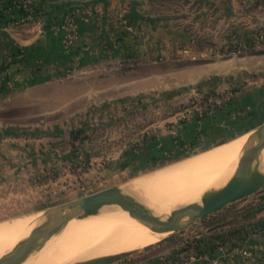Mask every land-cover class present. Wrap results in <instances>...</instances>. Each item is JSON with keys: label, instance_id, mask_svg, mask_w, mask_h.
Here are the masks:
<instances>
[{"label": "rangeland", "instance_id": "rangeland-1", "mask_svg": "<svg viewBox=\"0 0 264 264\" xmlns=\"http://www.w3.org/2000/svg\"><path fill=\"white\" fill-rule=\"evenodd\" d=\"M150 3L159 10V18L162 15L181 22V28L169 34L171 37L177 35L175 40H170L175 44L164 47L171 54L170 59L162 60L160 55L157 58L154 55L149 61L137 59L119 66L116 76L110 79L102 75L100 82L94 81L95 77L85 80L63 77L56 83L40 85L31 94H6L1 119L35 139L31 150L36 154L37 169L34 171L31 167L29 170L27 164L33 165V162L28 158H15L21 165L25 164V169L19 180L0 190V225L14 222V226L21 228L28 223L33 226L44 219L49 209L116 185L121 180L123 182L118 184L129 186L126 190L144 202L147 181L162 174L163 170L205 153H227L228 148L241 139H251L248 135L253 131L208 149L186 152L181 146L180 156H170L143 168H129L130 172L102 170L103 165L117 158L125 148L141 143L160 121L177 113V118L181 116L182 120H187L208 96L232 92L231 89L214 92L209 85H200L197 81L188 85L195 76L190 79L184 73L176 76L173 71L177 67L206 63L218 72L219 86L238 88L242 82L250 87L264 86V0H216L206 14L197 0H151ZM84 11L91 13V10ZM155 36L160 37L159 30ZM148 50L160 54L158 45H149ZM173 56L177 58L171 60ZM232 77L234 80L229 81ZM212 78L213 74L206 80L212 81ZM174 80L186 83L182 82L177 95L171 96ZM25 146L26 149L18 143L17 149L28 152L29 145ZM5 147L6 154L12 146L7 143ZM93 155L103 157L93 161ZM44 160L51 164L45 169ZM206 189L184 197L176 206L211 190ZM148 202L144 203L156 213L157 207ZM263 204L264 189L235 201L185 230L164 234L153 244L115 255L75 259L67 264H194L199 260L222 264L221 258L230 253L244 261L249 254L247 246L251 236H242V224L252 210ZM114 208L119 214L128 216L122 208ZM240 235L237 243L232 241ZM228 242L231 244L225 251L224 245ZM216 246L222 250L221 254L214 253Z\"/></svg>", "mask_w": 264, "mask_h": 264}, {"label": "crops", "instance_id": "crops-1", "mask_svg": "<svg viewBox=\"0 0 264 264\" xmlns=\"http://www.w3.org/2000/svg\"><path fill=\"white\" fill-rule=\"evenodd\" d=\"M21 1L0 0V190L19 180L21 171L25 169V164L17 162L16 157L31 160L33 165L27 164L30 171L31 167L34 171L37 169L36 154L31 150L35 139L29 133H21L20 129L6 125L1 119L2 110L6 107V94H31L40 85L56 83L58 78L63 77L84 80L95 77L94 81L100 82L102 75H108L110 79L116 76L119 66L137 59L149 61L159 55L162 60L170 59L171 54L164 47L175 44L170 40H175L177 35L171 37L169 34L181 28V22L177 20L162 15L159 18V10L154 8L151 0H32L44 19L15 25L11 21L22 13ZM197 1L202 3L204 14L216 3V0ZM86 9L91 13L86 14ZM75 10L79 14V42L66 50L63 45L65 30L59 25L66 15ZM158 30L160 37L155 36ZM152 44L160 46V54L159 51L156 54L149 52V45ZM175 58L173 56L171 60ZM177 68L173 71L176 76L182 73L188 74L189 79L195 76L192 82L188 81V85L197 81L200 85H209L214 92L231 89V103L201 119L182 120L181 116L177 118V113L160 121L141 143L125 148L123 153L117 154V158L103 165L102 170L125 173L131 171L129 168H143L152 162H162L170 156H180L182 144H190L192 150L220 146L254 131L264 122V86L250 87L243 82L238 88L233 86L236 89L230 85L219 86L218 72L206 63H189ZM212 74L213 80H206ZM231 79L233 77L229 81ZM182 82L185 80L173 81L171 96L177 95ZM162 87L166 89L164 85ZM7 143L12 147L5 154ZM18 143L25 149V145H29L28 152L18 150ZM23 153H27L28 157ZM102 157L93 155L91 159L98 161ZM48 165H51L50 162L47 164L45 161L44 169ZM242 225V236H251L247 246L248 256L240 261L234 253H230L221 258L222 264H264V204L252 210ZM240 237L232 238V241H238ZM230 244L224 245L225 251ZM214 253L221 254L222 250L216 246ZM194 264L210 262L199 260Z\"/></svg>", "mask_w": 264, "mask_h": 264}, {"label": "bare ground", "instance_id": "bare-ground-1", "mask_svg": "<svg viewBox=\"0 0 264 264\" xmlns=\"http://www.w3.org/2000/svg\"><path fill=\"white\" fill-rule=\"evenodd\" d=\"M255 134L256 130L248 135L251 139H241L229 147L227 153L207 152L209 154L197 156L185 164L167 168L162 174L147 181L148 190L145 189L147 194L144 197L152 206L157 207L158 211L154 214L165 218L184 197L206 188L213 190L219 184L223 186L224 181L232 174L238 157L237 170L239 161L249 150ZM262 168L264 169V160ZM202 196L187 199L183 205L200 201ZM114 207L120 206H104L96 214L82 215L88 217L74 216L60 233L51 237L43 247L34 250L22 264H67L75 259L115 255L153 244L164 234L171 232L166 228L164 220L148 224L139 215H131L122 208L128 214L125 216L119 214ZM42 220L33 226L28 223L23 228L14 226V222L0 225V257L24 241ZM148 220L154 221L153 218ZM184 221L183 218L181 222Z\"/></svg>", "mask_w": 264, "mask_h": 264}, {"label": "water", "instance_id": "water-1", "mask_svg": "<svg viewBox=\"0 0 264 264\" xmlns=\"http://www.w3.org/2000/svg\"><path fill=\"white\" fill-rule=\"evenodd\" d=\"M255 130L254 140L233 176L223 186L205 193L200 201L176 207L164 218L155 215L135 193L127 191L129 186L112 185L49 209L24 241L0 257V264H22L35 249L43 247L51 237L60 233L74 216L96 214L104 206L118 205L131 215H139L148 224L164 220L167 229L177 232L264 189V122ZM150 218L154 221H149ZM183 218L185 221L181 222Z\"/></svg>", "mask_w": 264, "mask_h": 264}, {"label": "built area", "instance_id": "built-area-1", "mask_svg": "<svg viewBox=\"0 0 264 264\" xmlns=\"http://www.w3.org/2000/svg\"><path fill=\"white\" fill-rule=\"evenodd\" d=\"M22 13L20 16L12 20V24L18 25L28 22H41L44 18L40 16L38 9L33 4L32 0H22L20 3ZM78 12L75 10L65 16L59 27L65 30L63 36V45L66 50H70L79 42L78 32ZM233 98V92H227L225 94H215L208 96L207 99L200 107L196 108L187 119L188 121L203 118L206 114H212L216 110L224 107ZM182 149L188 152L191 150L190 144H185Z\"/></svg>", "mask_w": 264, "mask_h": 264}, {"label": "trees", "instance_id": "trees-1", "mask_svg": "<svg viewBox=\"0 0 264 264\" xmlns=\"http://www.w3.org/2000/svg\"><path fill=\"white\" fill-rule=\"evenodd\" d=\"M21 11H22V10H21ZM1 15H2V10H0V16H1ZM230 103H231V101L228 102L227 105L230 104ZM225 106H226V105H225ZM222 108H223V107H222ZM220 109H221V108H220ZM216 111H217V110H216ZM216 111H215V112H216ZM206 115H208V114H206ZM206 115H205V116H206ZM205 116H204V117H205ZM183 145H184V144H182V146H183Z\"/></svg>", "mask_w": 264, "mask_h": 264}]
</instances>
